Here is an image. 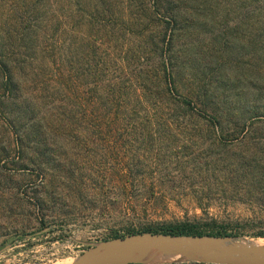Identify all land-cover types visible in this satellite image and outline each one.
<instances>
[{
  "label": "rangeland",
  "instance_id": "1",
  "mask_svg": "<svg viewBox=\"0 0 264 264\" xmlns=\"http://www.w3.org/2000/svg\"><path fill=\"white\" fill-rule=\"evenodd\" d=\"M154 2L110 0L118 17L105 24L85 16L75 28L67 20L60 42L67 93L72 89L91 98L90 114L97 115L107 98L96 89L107 77L117 82L113 78L121 75L126 84L130 75L121 71L128 67L143 78L150 71L155 79L165 37L175 93L216 115L222 138L197 128L190 139L157 136L141 143L128 132L103 136L75 126L49 141L57 144L55 154L62 160L61 167L55 163L45 170L44 182L41 169L29 163L34 155L24 154L29 166L23 172L8 160L0 170V264H73L104 242L181 225L202 233L225 227L236 235L225 238L236 244L264 248V238L256 236L264 234V0H159L160 13L152 15L148 9ZM94 5L80 9L92 12ZM167 11L176 26L166 22ZM7 12L1 4L4 38ZM10 34L15 36L13 28ZM26 79L27 92L36 87V95L46 96L45 102L40 99L46 114L53 105L75 107L71 94L63 102L51 98V71L41 63L27 70ZM167 103L174 118L181 115ZM7 139L0 131V140ZM163 255L171 259L152 261ZM145 257L141 264L196 263L169 250L150 249Z\"/></svg>",
  "mask_w": 264,
  "mask_h": 264
},
{
  "label": "trees",
  "instance_id": "2",
  "mask_svg": "<svg viewBox=\"0 0 264 264\" xmlns=\"http://www.w3.org/2000/svg\"><path fill=\"white\" fill-rule=\"evenodd\" d=\"M158 1L155 0L153 5L149 6L148 10L152 15L160 13V8L156 5ZM87 2L95 4L92 12L90 10L85 13L80 9V6ZM1 4L8 7L7 15L10 23L7 25V37H3L0 28V131H4L8 138L6 141L0 140V170L8 160L18 164L20 167L18 170L21 172L28 170L27 166L30 163L41 169L42 181L46 180L45 170L55 163L61 167L59 161L62 160L55 154L57 144L54 142L55 146H53L49 141L57 136L58 138L66 136L68 130L75 126L84 130L93 128L103 136H113L114 132H120L122 136L127 135L128 132V135L141 137L143 139L141 143L144 139L147 141L149 139L151 142L152 138L157 136L190 139L198 130L222 138L223 123L216 115L208 113L202 103L196 106V102L191 98L175 93L172 72L174 63L172 56L167 57L166 52L163 51L164 45L167 48L170 45V43L166 44L165 37L154 69L155 79L150 78L152 73L150 71L146 72V77L143 78L140 73H129L128 67L121 71L122 75H130L131 79L126 84L121 75L113 78L117 82L107 77L104 79L106 81L103 80L96 89L97 91L100 89L102 98H107L106 101L102 100L101 112L97 115L90 114L94 108L91 98L82 99L78 92L72 89L67 93V80H65V72L63 73L67 62L62 57L60 43L67 34V20L71 19L75 28L81 26L86 17L97 24L114 22L118 16L114 15L110 0H95V2L93 0H0V6ZM118 10L123 14L124 19L129 17L126 10L124 12ZM260 10L263 11L264 7ZM50 13L53 15L49 17ZM166 15L168 16L166 22L176 26V20L170 11H167ZM49 21H53V25H49ZM129 26L125 25V28L129 29ZM12 28L13 31L15 30V36L10 34ZM152 53L155 58L157 53ZM37 62L51 71V84L47 87L48 91L51 90V98L63 102L68 100L71 94L76 100L74 108L65 109L63 104L59 107L53 105L49 109L50 114H46L40 102V99L45 102L46 96L36 95L40 89L35 87L31 92H27V70ZM149 69L152 70L151 67ZM167 101L173 102L174 108L180 109L181 115L184 116L183 120L180 119L181 115L174 118L170 114L172 108ZM109 107L114 108L115 111H109ZM49 117L50 120L46 121ZM192 120L198 123L193 124ZM47 129L54 130V133L48 134ZM27 153L34 155L36 159L30 158L28 163L23 159L24 154ZM39 224L43 229L45 225L43 221H39ZM225 229L224 227L219 231L202 233L198 231V227L181 225L159 232L172 235L236 237L235 234L227 233ZM141 232H158V230L147 228ZM256 236L264 238L263 233Z\"/></svg>",
  "mask_w": 264,
  "mask_h": 264
},
{
  "label": "water",
  "instance_id": "3",
  "mask_svg": "<svg viewBox=\"0 0 264 264\" xmlns=\"http://www.w3.org/2000/svg\"><path fill=\"white\" fill-rule=\"evenodd\" d=\"M222 241L228 242L227 245ZM150 249L177 251L185 258H195L192 261L196 263L264 264V248L236 244L231 238L150 232L104 242L73 264H141Z\"/></svg>",
  "mask_w": 264,
  "mask_h": 264
},
{
  "label": "bare ground",
  "instance_id": "4",
  "mask_svg": "<svg viewBox=\"0 0 264 264\" xmlns=\"http://www.w3.org/2000/svg\"><path fill=\"white\" fill-rule=\"evenodd\" d=\"M256 242H257V241H256ZM256 242H255V243H256ZM150 254H151V253H150ZM171 255H172V254H171ZM154 256H155V255H154ZM154 256H153V259H152V261H154V262H155L156 260H158V261H164L165 259H168V258L171 259V256H169V255H168V256H167V255H163V256H160V257H157V256L154 257ZM150 257H151V256H150ZM145 258H147V257H145ZM183 259H184V258H183ZM144 260H145V259H144ZM158 261H157V262H158Z\"/></svg>",
  "mask_w": 264,
  "mask_h": 264
}]
</instances>
